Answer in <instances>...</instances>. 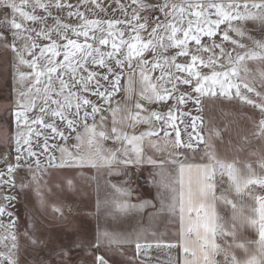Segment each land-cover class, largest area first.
<instances>
[{"label":"snow or ice","instance_id":"obj_1","mask_svg":"<svg viewBox=\"0 0 264 264\" xmlns=\"http://www.w3.org/2000/svg\"><path fill=\"white\" fill-rule=\"evenodd\" d=\"M88 2L80 0L81 4ZM91 4L104 11L98 0ZM116 4L125 19H89L79 5L72 10L67 0H0V47L11 52L13 79V98L6 106V119L13 129L9 132L5 126L3 136L16 153L15 163L7 153L2 157L0 264H21L22 253L19 218L10 210L17 196L3 189L34 187L39 205L66 220L65 208L71 209L61 197L68 198L65 187L75 190L74 180L65 178L56 185L59 193L50 189L58 202L49 204L43 190L50 170L90 167L110 177H128L130 167L145 164L158 169L150 182L166 194L161 197L160 211L179 216L178 241H155L157 248L180 249L175 264H221L217 256L223 257L222 264H264V195L255 191L256 187L264 190V154L255 166L222 159L212 143L220 131L212 128L205 137L198 130L199 116L178 111V106L189 102L200 111L204 98L238 99L259 111L260 118L252 120L249 135L264 141V38L256 39L244 27L249 22L258 25L264 36V0H163L159 4L131 0V13L120 0ZM52 9H69L67 16L80 22L64 23L53 17ZM149 9L158 10L162 18L142 17L141 12ZM49 18L55 21L52 26H47ZM29 22L39 27H29ZM218 35L221 43L215 42ZM225 41L242 51L233 55L235 49L227 51ZM205 68L210 71L205 73ZM157 70L159 75L153 76ZM180 86L191 91L180 92ZM121 92L124 97L117 100ZM169 100L174 103L167 112L148 107ZM186 116H191L192 131L184 125L182 134L180 125ZM72 139L75 143L69 144ZM108 141L112 147L106 146ZM200 145L207 162H189L185 152L195 154ZM149 150L153 155H148ZM169 165L175 166V172L168 171ZM24 168L30 176L27 183L19 177ZM225 177L227 187L218 192ZM125 183L130 181H106L111 195L103 202L97 200L98 212L103 208L115 220L150 205L147 200L131 203L133 190ZM220 207L229 208L230 217L221 215ZM5 216L7 221L2 219ZM247 228L254 229L258 238L246 239L242 230ZM73 234L78 236L79 230ZM22 235L28 246L23 251H46L57 264H73L77 251L93 256V264H109L95 252L105 243L116 250L134 244L135 254L127 259L135 264L154 247L147 229L116 232L98 228L95 243L72 239L58 244L53 237H45L31 218ZM39 264L51 261L40 260Z\"/></svg>","mask_w":264,"mask_h":264},{"label":"rangeland","instance_id":"obj_2","mask_svg":"<svg viewBox=\"0 0 264 264\" xmlns=\"http://www.w3.org/2000/svg\"><path fill=\"white\" fill-rule=\"evenodd\" d=\"M69 4H72L74 7L72 10H75V6L79 5V10L84 12L85 15L89 18H99V19H125L123 13L116 4V0H98V3L101 4V7L104 11L96 8L91 4V0L87 4H81L80 0H67ZM122 4L125 5V8L129 13H131L132 7L131 0H120ZM163 0H145V3L148 4H159ZM91 9V11H89ZM30 10V9H29ZM115 10V11H114ZM9 11V10H5ZM69 9H64L63 11L52 9L53 17H59L62 22L69 24H77L80 21L77 18H70L67 16ZM42 14V13H41ZM141 16H161L158 10H146L141 12ZM3 16L0 14V19ZM54 19L49 18L47 20V26H52L54 24ZM29 27L38 28L39 25L32 24L29 22ZM151 27V21H150ZM226 27V26H222ZM249 35L254 36L256 39L264 38L262 36L259 26L253 25L251 22L244 25ZM71 35V34H69ZM146 36V34H144ZM233 38L240 40L242 43L249 44L250 42L247 38L237 37L234 33H230ZM55 33H53V39H56ZM216 43H221L222 39L218 35L214 38ZM41 44L47 43V41L39 40ZM210 43V41H205ZM225 49L227 51L235 52L242 51L241 49L235 48L230 42H223ZM150 53L147 54L150 57ZM180 62H184L183 59ZM11 52H6L2 47H0V171L5 169V164L3 160V154L7 153L9 161L15 163L14 157L16 155L14 151V145H9L4 140L3 132L5 126H7L8 131L11 132L13 126L11 121L6 119L7 111L6 106L11 104L13 94V79L11 75ZM255 63V62H250ZM218 71L224 70L217 68ZM205 73H208L210 70L205 68L203 69ZM159 71L153 73V76H158ZM103 83V82H102ZM259 87V86H258ZM180 92H190L191 89L188 86H180ZM251 98L255 99L256 97L253 94H248ZM90 99L97 101L95 96H90ZM174 103V101L169 100L166 103H162L163 111L167 112L169 107ZM178 111L190 112L191 116H199L201 121L199 122V131L205 137L208 136L209 130L215 128L220 131L219 138H213L212 143L216 149L217 155L228 161L233 159H238L240 161H255L259 159L260 154H264V141L252 140L249 133L252 129V120H258L260 118V113L257 109H254L252 106L242 103L238 99H233L231 101L224 98H204L201 104V110L197 111L196 106L189 102L186 106H178ZM191 116L184 117V124L180 125L182 134L184 133V125H188L187 131L191 132ZM179 123V122H178ZM174 136V133H173ZM248 136V140H245V137ZM186 138V136H185ZM42 143V138L41 141ZM35 147V145H34ZM201 150H203V145ZM253 152H257V155H252ZM191 161H207V158L204 157L203 153H190L189 154ZM42 162L44 158L42 157ZM24 161H21L23 164ZM147 171V170H146ZM19 177L24 178V182L27 183L30 176L26 168L19 170ZM19 177L17 178V183H19ZM65 178L73 179L75 184V190L69 191L66 187L64 191L68 193V198L64 200L61 197L63 203L68 205L71 209L69 212L68 208H65L66 220H61L51 212L49 208H42L36 196L34 187L26 188L20 190L17 188H6L3 191L7 192L9 195L17 196L15 201H12L10 210L19 218L18 224L20 225V243L22 247L21 253V264H39L40 260L51 261V264H57V260L54 257H51L46 251L40 253L32 252L30 249L28 251H23L27 248V242L25 241L22 233L27 227L28 221L31 218L34 222H38L40 225V230L44 233L45 237L51 236L56 239V242L66 243L69 240L76 239L78 242L83 240L86 237V228L85 221L86 219L92 220V215L90 212L93 210L94 205L97 203V200L101 198L100 189L108 190L106 181H111L112 183H117L121 181H130V183H125V187H134L138 185V182L134 181L133 170H129V176H111L109 177L107 172L104 170L101 171H88L83 168L78 170H64L58 171L52 169L44 177V180L47 181V185L44 188V195L48 199V203H56L57 198L52 196L49 192L52 191L59 193L60 189L56 185L63 184ZM138 187V186H137ZM96 191L98 193L96 194ZM3 202V201H0ZM88 212V215L87 213ZM87 216V217H86ZM4 221H7V217L2 218ZM80 223L79 235L75 236L73 233L75 230V224ZM82 252L77 251V254ZM75 253H73L74 255ZM73 264H83L80 261H73Z\"/></svg>","mask_w":264,"mask_h":264},{"label":"crops","instance_id":"obj_3","mask_svg":"<svg viewBox=\"0 0 264 264\" xmlns=\"http://www.w3.org/2000/svg\"><path fill=\"white\" fill-rule=\"evenodd\" d=\"M122 80V84H123ZM124 97L123 92L119 93L116 96L117 100H122ZM150 110H157L163 111L162 103L160 104H152L148 106ZM143 130V129H141ZM75 143L74 139L69 141V144ZM106 146L112 147V142H106ZM202 145H200V150L196 153H203L201 150ZM192 152H185V155L189 157V162L193 163H206L207 161H191L189 154ZM56 155H59L56 153ZM148 155H153L151 150L148 151ZM156 159H163L161 156H154ZM243 162H250L253 165H256L255 161H243ZM81 168H76L72 170H78ZM83 169L88 171H97L96 169L90 167H84ZM129 170H133L134 181L138 182V185H134L132 188V195L130 197L131 203H140L144 200L150 201V205L145 207L142 211H132L126 216H121L118 219H113L111 216L105 214L103 208L98 212L97 211V203L94 205L93 210L90 212L93 219L85 221L86 228V237H84L83 241L95 243V238L97 234V229L99 228L100 231L108 230V231H116V232H133L139 231L141 229L148 230V240L154 244V247L149 251L148 256L141 255L139 259L135 261V264H140L141 260H144L146 264H175L180 256L181 252L180 249L173 248L167 249L163 246L157 248L155 247V241L160 240L164 243L168 242H177L179 239V216L172 215L167 211H160L161 208V197L166 196L162 189H158L157 186L150 181L152 180L155 172L158 169H154L151 165H142L140 167H130ZM147 170V171H146ZM168 171L175 172V166L169 165ZM110 177V176H109ZM138 186V187H137ZM221 187H227L226 177L225 183L223 185H218L217 191L219 192ZM257 194L264 195V190H261L259 187L255 188ZM101 198L100 201L103 202L106 198L111 195V189L108 190L100 189ZM98 191H96V194ZM220 214L225 216L226 218L230 217L231 210L229 208L220 207L218 209ZM88 215V212H86ZM87 217V216H86ZM75 229L80 230V223L77 222L75 224ZM243 235L246 239L254 240L257 239V233L252 228H247L242 230ZM155 233V236L152 235ZM220 244H224L223 239H219L217 241ZM95 252L104 255L106 259L109 260V264H129L128 257L134 256L135 254V246L134 244L131 246L125 245L122 249L116 250L115 246L112 249L108 247L105 243L103 247L95 249ZM121 252L123 254L121 255ZM73 261H80L83 264H93L94 257L87 255L85 252L81 254H77L74 252ZM216 259L218 261L223 262L222 256H217Z\"/></svg>","mask_w":264,"mask_h":264}]
</instances>
